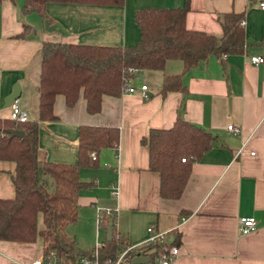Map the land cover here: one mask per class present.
<instances>
[{"label":"crops","instance_id":"obj_1","mask_svg":"<svg viewBox=\"0 0 264 264\" xmlns=\"http://www.w3.org/2000/svg\"><path fill=\"white\" fill-rule=\"evenodd\" d=\"M183 1H47L46 18H40L21 11L23 0H0V117L8 111L2 107L3 97L16 82L18 106L27 120L37 123V159L62 163L76 161L79 125L117 127L116 145L90 151L94 158L88 152L95 164L78 168L79 178L92 183L77 190V219L65 233L80 249L106 240V223H97L96 216L109 208L110 237L122 244L120 248L141 245L139 255L154 249L143 245L150 226L165 233L166 244L174 235L178 253L168 264H264V10L258 7L264 0H187V29L220 34L217 15L240 13L242 51L208 56L187 70L173 59L162 69L134 71L130 83L136 88L145 84L148 97L137 91L103 94L93 113L85 110L80 93L70 106L56 94L51 106L55 117L37 120L41 41L131 45L138 39L136 9L180 7ZM23 25H27L23 36H14ZM251 55L262 56L263 61L251 63ZM164 73H178L184 90L160 93ZM177 111L183 120L210 132L213 140L190 162L179 195L162 197L157 172L147 168V146L140 138L149 128L170 127ZM229 123L238 127L237 133L226 129ZM13 170L12 161L0 159V198L13 195ZM243 215L253 216L255 227L241 235L237 223ZM35 228H42L40 213ZM41 252L38 234L32 241L0 239V264H26Z\"/></svg>","mask_w":264,"mask_h":264},{"label":"trees","instance_id":"obj_2","mask_svg":"<svg viewBox=\"0 0 264 264\" xmlns=\"http://www.w3.org/2000/svg\"><path fill=\"white\" fill-rule=\"evenodd\" d=\"M47 1L114 4L122 0H23L21 11L33 12L46 18ZM187 0L172 8L142 7L134 11L138 39L131 45H102L61 41H41L39 72L36 85L37 120H51L55 116L51 106L56 94L70 106L79 93L85 110L98 111L103 94L120 93L121 78L143 69H162L167 60L178 59L183 69L205 61L208 56L240 53L243 49L242 29L238 25L240 13L218 14L221 33L213 34L184 26ZM22 31L15 34L23 36ZM130 69V72L127 70ZM133 70V71H132ZM178 73H164L158 91H183ZM8 129L22 131L10 136ZM37 123L26 120L14 123L0 117V159L14 163L11 175L13 195L0 198V239L32 241L36 234L42 240V251L53 249L57 258L75 264L81 256H89L92 248L80 249L65 233V227L77 219L76 195L80 187L91 181L78 176L80 166H93L88 152L115 146L118 129L113 126L79 125L77 128L76 161L74 163L38 160L36 157ZM213 136L205 129L183 120L177 111L168 128H149L140 138L146 144L147 168L157 172L158 193L162 197H177L186 180L189 164L206 151ZM183 158V161L180 160ZM41 214L42 228L36 231V214ZM174 235L168 243H174ZM121 243L104 240L97 248L98 259L113 257ZM159 248L156 243L147 248ZM130 254V253H129ZM128 254V255H129ZM130 257V256H129Z\"/></svg>","mask_w":264,"mask_h":264},{"label":"built area","instance_id":"obj_3","mask_svg":"<svg viewBox=\"0 0 264 264\" xmlns=\"http://www.w3.org/2000/svg\"><path fill=\"white\" fill-rule=\"evenodd\" d=\"M258 7L264 10V1H260L258 3ZM243 20L239 19L238 24L242 25ZM248 61L251 63H260L263 61V57L259 55H251L248 58ZM131 70L128 69L127 72ZM133 71V70H132ZM134 91L139 92L141 97L147 98L148 93L146 91L145 84H140L137 88L134 87L130 83V76L124 75L121 78V85H120V92L132 93ZM8 111L6 113L5 118L15 121V122H23L27 120V114L25 110L21 109L16 99L12 100V102L7 106ZM226 129L232 133L238 132V127L233 126L232 124H227ZM90 158H94L95 155L93 152L89 153ZM183 161V158H180ZM112 210L109 208H105L103 210V214H98L96 216L97 223H102L103 221L106 223L107 220L111 219ZM255 227V220L251 215H243L238 217L237 223V232L238 234H246L253 230ZM147 236L143 241V245H147L150 243H158L159 248L155 251L153 249L148 250L147 252H142L143 255L148 256V261L152 264H168L169 260L175 257L178 253V249L173 244H166V235L163 232L157 231L152 227L148 226L146 228ZM99 243H96L92 247L91 254L89 256H81L79 257L75 264H134L131 263L130 257L134 255H139L140 253V246L141 245H124L120 249L117 250L113 257H106L104 259H98L97 257V248ZM130 253V254H129ZM129 254V255H128ZM141 255V254H140ZM130 256V257H129ZM26 264H66L60 261L54 250L50 249L48 251H42L37 257L31 259Z\"/></svg>","mask_w":264,"mask_h":264},{"label":"water","instance_id":"obj_4","mask_svg":"<svg viewBox=\"0 0 264 264\" xmlns=\"http://www.w3.org/2000/svg\"><path fill=\"white\" fill-rule=\"evenodd\" d=\"M134 74L136 76H141V74L138 72L134 73ZM18 94H19V86L15 82L11 85V89H10L9 93L4 95L2 107H7L12 102V100H14L18 97ZM7 133L10 136H21L22 135V131L17 130V129H8ZM110 234H111V219L109 218L107 220L106 226H105L106 240L110 239ZM130 261H131V263H134V264H140V263L148 261V256H146V255H135V256L131 257Z\"/></svg>","mask_w":264,"mask_h":264},{"label":"rangeland","instance_id":"obj_5","mask_svg":"<svg viewBox=\"0 0 264 264\" xmlns=\"http://www.w3.org/2000/svg\"><path fill=\"white\" fill-rule=\"evenodd\" d=\"M85 167H89V166H85ZM76 222V221H75ZM73 223L69 224V225H72ZM70 229V228H69Z\"/></svg>","mask_w":264,"mask_h":264}]
</instances>
